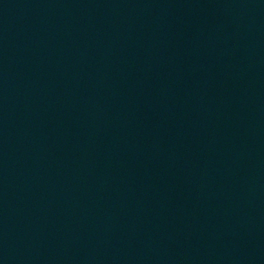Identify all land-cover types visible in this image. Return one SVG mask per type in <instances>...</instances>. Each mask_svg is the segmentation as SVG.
Wrapping results in <instances>:
<instances>
[{"label": "water", "instance_id": "95a60500", "mask_svg": "<svg viewBox=\"0 0 264 264\" xmlns=\"http://www.w3.org/2000/svg\"><path fill=\"white\" fill-rule=\"evenodd\" d=\"M0 264H264V0H0Z\"/></svg>", "mask_w": 264, "mask_h": 264}]
</instances>
